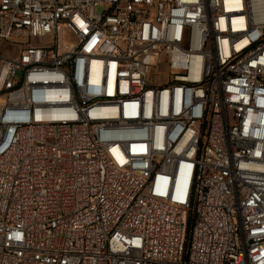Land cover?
<instances>
[{
    "label": "built area",
    "instance_id": "obj_1",
    "mask_svg": "<svg viewBox=\"0 0 264 264\" xmlns=\"http://www.w3.org/2000/svg\"><path fill=\"white\" fill-rule=\"evenodd\" d=\"M0 264H264V0H0Z\"/></svg>",
    "mask_w": 264,
    "mask_h": 264
},
{
    "label": "trees",
    "instance_id": "obj_2",
    "mask_svg": "<svg viewBox=\"0 0 264 264\" xmlns=\"http://www.w3.org/2000/svg\"><path fill=\"white\" fill-rule=\"evenodd\" d=\"M193 213L192 211L189 212V217H188V227L191 228V225L193 224Z\"/></svg>",
    "mask_w": 264,
    "mask_h": 264
},
{
    "label": "rangeland",
    "instance_id": "obj_3",
    "mask_svg": "<svg viewBox=\"0 0 264 264\" xmlns=\"http://www.w3.org/2000/svg\"><path fill=\"white\" fill-rule=\"evenodd\" d=\"M102 10H103V8H102L101 6H98V7L96 8L97 13H101ZM160 81L162 82V79L159 80V82H160ZM157 84H160V83H157Z\"/></svg>",
    "mask_w": 264,
    "mask_h": 264
}]
</instances>
